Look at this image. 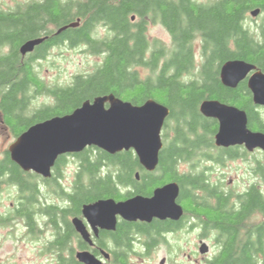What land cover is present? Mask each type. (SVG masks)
Here are the masks:
<instances>
[{
  "label": "flooded vegetation",
  "instance_id": "flooded-vegetation-1",
  "mask_svg": "<svg viewBox=\"0 0 264 264\" xmlns=\"http://www.w3.org/2000/svg\"><path fill=\"white\" fill-rule=\"evenodd\" d=\"M56 5L61 8V18L64 15L73 17L74 0H0V14L6 16L9 27L15 23L22 26L20 23L25 21L23 30L34 29L39 33L24 40L17 54L20 64L30 65L41 82L45 63L50 62L51 70L57 73L58 52L75 50L73 28L63 30L73 21L56 20L49 15L48 7ZM35 40L41 43L23 54L22 47ZM13 50V43L0 40V59L10 57ZM153 51L151 46L148 57ZM45 87L41 93L34 87L30 89L26 114H31L30 102L36 95L46 94L50 103L39 106L32 113L56 105V98L49 90L58 86L45 84ZM231 90L238 97V104L229 105L246 113L251 132L264 134V106L255 104L248 78ZM201 116L213 121L207 130L213 134L209 138L211 145L181 154L177 160L178 181L168 180L160 167V157L155 170L143 168L136 172L138 181H142L144 173L147 175L146 195L130 194L135 188L121 178L127 171L102 168L98 175L102 195L90 200V179L82 168L81 154L60 156L50 177L20 167L0 171V229L8 230L5 238L0 239V247L10 243L7 263L21 253H28L32 264L45 261L48 264H85L79 256L89 253L102 264H131V257L144 258L166 251L168 256H186L198 264H219L224 256H231V259L223 264H264V149L250 151L246 145L216 146L219 121ZM0 122L9 129L1 108ZM5 158L6 154L0 161ZM69 169L73 170L68 172ZM171 183L179 187L177 204L183 215L178 221L155 217L150 222H130L117 215L115 229L107 230L93 226L85 215V207L100 200L120 202L138 195L153 198L157 189ZM108 187L113 190L111 194H106ZM78 225L83 226L85 234L79 231ZM185 240L188 242L183 244ZM191 241L194 244H189ZM163 261L166 264L165 258L160 264Z\"/></svg>",
  "mask_w": 264,
  "mask_h": 264
},
{
  "label": "trees",
  "instance_id": "trees-1",
  "mask_svg": "<svg viewBox=\"0 0 264 264\" xmlns=\"http://www.w3.org/2000/svg\"><path fill=\"white\" fill-rule=\"evenodd\" d=\"M258 8L264 12V0H210L207 3L197 0H74L73 17H62L64 21L73 22L81 18V25L71 30L73 46L85 45L92 54H103V62L94 73L78 75L70 85L49 90L56 98V105L30 115L24 112L29 104L30 89L34 87L41 93L46 87L30 65L20 64L17 53L24 40L39 33L34 29L23 30L25 21L20 23L22 26L15 23L9 27L6 16L0 14V40L14 45L13 54L0 59V108L9 130L17 139L41 120L68 115L98 96L113 93L134 105H142L152 98L171 110L164 128L166 133L162 136L165 144L160 153V167L168 180L178 181L177 160L181 154L211 145L209 138L213 134L207 130L213 121L201 116L200 103L215 99L228 105L238 104L233 90L221 83V67L229 60H243L264 72V25L257 29L258 33L247 25L249 15ZM47 10L51 18L62 19L59 5ZM134 16L136 20L132 21ZM149 25H159L170 34L169 49L160 40H151ZM99 26L108 29L107 37L96 36ZM198 41L201 45L199 66L195 61ZM151 46L154 51L148 57ZM140 67L150 69L151 74L141 77ZM197 69L198 77L186 81ZM173 119L175 136L167 145L169 121ZM5 154L6 158L0 161V171L18 169L9 152ZM80 154L82 168L90 179V200L102 195L98 180L102 168L127 171L121 178L135 188L130 194H147V175L143 174L142 181L135 178V173L143 167L134 151L110 155L92 147ZM112 192L111 188L106 189V194ZM229 259L231 256H224L219 264Z\"/></svg>",
  "mask_w": 264,
  "mask_h": 264
},
{
  "label": "water",
  "instance_id": "water-1",
  "mask_svg": "<svg viewBox=\"0 0 264 264\" xmlns=\"http://www.w3.org/2000/svg\"><path fill=\"white\" fill-rule=\"evenodd\" d=\"M261 13L258 8L251 12V16L257 18ZM135 20L136 17H132V21ZM80 25L81 18L63 30ZM40 43L41 40L30 41L21 51L27 54ZM220 78L222 84L231 89L248 78L255 104L264 106V73L256 65L243 60H229L221 67ZM200 112L219 121L216 146L246 145L250 151L264 149V134L248 129L244 111L219 100L207 99L202 102ZM170 114L168 107L152 98L142 105H134L114 94L98 96L93 102L85 101L68 115L55 116L32 125L9 146L8 152L18 167L44 177L51 176V169L60 156L80 154L92 147L110 155L132 150L140 165L153 171L158 167L164 148L162 132ZM178 195V184L171 183L157 189L153 198L138 195L120 202L100 200L86 206L85 215L93 226L107 230L115 229L117 215L130 222H150L155 217L178 221L183 215L177 204ZM78 227L85 234L83 226ZM79 259L85 264H102L89 253L81 254Z\"/></svg>",
  "mask_w": 264,
  "mask_h": 264
},
{
  "label": "rangeland",
  "instance_id": "rangeland-1",
  "mask_svg": "<svg viewBox=\"0 0 264 264\" xmlns=\"http://www.w3.org/2000/svg\"><path fill=\"white\" fill-rule=\"evenodd\" d=\"M197 1L201 3H207L210 0H197ZM249 16L250 17L247 22L248 27L254 33H258L257 29L260 28V26L264 25V12L261 13L257 18H253L251 15ZM107 35H108V29L105 26H99V28L97 29L96 36L102 39L104 37H107ZM148 35L151 39H158L161 42L165 43L168 49L169 47H171V36L163 27L159 25L157 26L149 25ZM200 46H201L200 42L199 41L196 42L195 61L197 63V66H199L201 63ZM103 58H104L103 54H100V55L92 54L89 51L88 47L85 45L75 48V50L58 52V60H57L58 72L56 73V71L51 70L50 62L45 63L41 71L42 81L49 87H53V86L66 87L75 80L76 76L82 75V74L94 73L96 69L98 68V66H100V64L102 63ZM198 69L195 70L194 74L189 75L186 78V81L197 78ZM138 70L140 71L141 77L143 78L150 75L149 73L150 70L147 68L140 67ZM31 92L32 94H36L34 93V90H31ZM48 103H50V98H48L46 94L36 95L34 98L31 99V102H30L31 111L33 112L39 106H42ZM169 122H170V129L168 132L170 134L169 136L170 139L168 140L167 145H169V143L175 136L174 130L172 129L173 126L175 125L174 124L175 121L173 119ZM165 133L166 131L165 129H163L162 136ZM15 140L16 138L11 133V131L7 128H4L0 122V158H2L5 155V152L8 151L9 146L13 142H15ZM73 169H69L70 171L68 172H71ZM7 232L8 230L0 229V239L1 240L5 238L6 236L5 234ZM187 242L188 241L185 240L183 244ZM192 242L193 241H191L189 244H191ZM172 244H174V242ZM175 244L178 245L177 242H175ZM10 249L11 247H10L9 242L6 243L3 248L0 247V263L9 264V261L7 263V260L9 258L8 252L10 251ZM164 258L167 260L166 264H198V263H192L191 260L188 259V257L186 256H176V255L168 256V253L166 251H161L151 256H145L144 258L131 257L129 258V260L131 264H160L162 259ZM140 259H143V260H140ZM10 264H32V262H31V259L28 257V253L27 254L21 253L17 255L11 261ZM44 264H48V263L45 261Z\"/></svg>",
  "mask_w": 264,
  "mask_h": 264
}]
</instances>
